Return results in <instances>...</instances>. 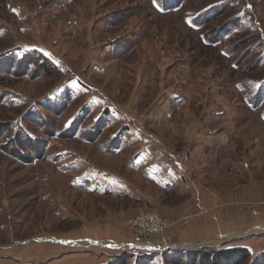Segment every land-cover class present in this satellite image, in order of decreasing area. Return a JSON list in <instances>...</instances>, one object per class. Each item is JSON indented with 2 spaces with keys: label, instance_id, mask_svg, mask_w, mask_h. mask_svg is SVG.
Here are the masks:
<instances>
[{
  "label": "rangeland",
  "instance_id": "1",
  "mask_svg": "<svg viewBox=\"0 0 264 264\" xmlns=\"http://www.w3.org/2000/svg\"><path fill=\"white\" fill-rule=\"evenodd\" d=\"M32 47L44 60L27 66ZM87 174L95 193L76 186ZM254 183L264 190V0H0V246L144 264L114 256L140 243L126 218L151 211L172 248L150 264L184 263L212 249L179 243L202 238L190 186L236 208ZM253 229L219 247L255 246Z\"/></svg>",
  "mask_w": 264,
  "mask_h": 264
},
{
  "label": "crops",
  "instance_id": "2",
  "mask_svg": "<svg viewBox=\"0 0 264 264\" xmlns=\"http://www.w3.org/2000/svg\"><path fill=\"white\" fill-rule=\"evenodd\" d=\"M151 167L157 169L154 165H152ZM158 169L160 168L158 167ZM159 176V178H163L161 174H159ZM179 181H182V179L179 178ZM225 191L226 190H218V188L211 186L207 195L206 193L202 192L199 187H196L194 189L193 186H190V192L194 196V207H196V211L201 210V213L198 212L194 215V217L192 216V223H190V228L197 237H202L201 240L204 241L199 242L201 240L194 241L195 239H189L179 241V243H186L193 247H196V245H201L200 243H204L206 245H210L212 248H219V245L223 243L221 242V240H226L229 237L231 238V236H238V234L234 232L239 233L241 231H244L243 229L247 227L248 221H250V223L255 226V229L252 230L253 233H264V211L262 207L264 203L262 198V195L264 193L263 185L254 183L252 185L250 184L249 188L248 186H244L243 188L239 189V191H236V194L240 199L239 202L236 203V208H228L226 204L224 205V203L221 204V202H219V200L226 199L223 193L228 192ZM213 193H216L215 196L213 195ZM204 194L205 197L208 198L207 200L209 203V206L208 208H206V210L203 207ZM228 199H233V194ZM248 200L250 201V203H247ZM246 206H249V209H247ZM224 207L227 208L225 209ZM58 243L66 244V241L58 240ZM25 244H27V242ZM254 244L255 246L245 245L243 247H255V249L253 248L255 252H264L263 238L256 239ZM8 247L10 246H0V252H2L0 255V264H48L52 259L60 258L65 253V251H62L59 247H56L51 248L48 253H46L47 256L39 257V255L36 254V248H23V250L18 251L14 247ZM27 261L29 263H25Z\"/></svg>",
  "mask_w": 264,
  "mask_h": 264
},
{
  "label": "trees",
  "instance_id": "3",
  "mask_svg": "<svg viewBox=\"0 0 264 264\" xmlns=\"http://www.w3.org/2000/svg\"><path fill=\"white\" fill-rule=\"evenodd\" d=\"M228 26L231 27L229 24H228ZM30 49L31 50L27 51V53L25 54L26 56L24 58L25 60L27 58H30V59H27L28 60L27 66L34 64L36 62V60H44L40 57H39V59H37L36 58L37 56L32 54L35 49L33 47ZM14 60H15V57H14ZM18 60H20V59H18ZM36 68L38 69V68H43V67H36ZM64 167L66 168V165ZM151 169L153 170V167H151V165H150L149 172L151 171ZM91 180H92V177H90L89 174H87V176H80L79 178H77L75 183L77 184L76 186L79 187L80 190H85V192H88V190H89L90 193H95V191L98 190L97 185L93 189L92 188H86V189L84 188V185L87 184L88 181H91ZM99 184L101 187H104L102 190V193L100 195H107V193H109V192L111 195H113V194L116 196L120 195L119 193H114V192L111 193V191L109 190L110 184L104 183V181H101ZM171 251H173V250H171ZM137 254L136 255H130V253L129 254L126 253V254L114 256V258H116V260H119L120 262H122V261L128 260V259L132 258L133 256H135L136 260L138 258H142L144 264H150L155 260V257L153 259H150L151 256H153L155 254L144 253V252H141V254H139V255H137ZM250 256H251V252H250L249 248H246L243 246H236V247L223 246V247H219V248L218 247L212 248V249H210V251H207L204 254L199 252V253H197V255L195 254L194 257H192L190 261L187 260V261H184V263H183L182 259H180V257H179L178 260H180V261H176L174 264H239V263H245L247 261V259L250 258ZM252 260L253 261H251L250 264H264V252L258 253ZM112 264H115V263L113 262Z\"/></svg>",
  "mask_w": 264,
  "mask_h": 264
},
{
  "label": "built area",
  "instance_id": "4",
  "mask_svg": "<svg viewBox=\"0 0 264 264\" xmlns=\"http://www.w3.org/2000/svg\"><path fill=\"white\" fill-rule=\"evenodd\" d=\"M124 224L131 236L140 241V243H134L128 248L127 251L130 254L147 253L156 249L162 252V250L166 251L172 248V245L164 237V233L170 224L167 219L158 214L151 211L138 213L127 217ZM152 237L159 239L158 244L150 241Z\"/></svg>",
  "mask_w": 264,
  "mask_h": 264
},
{
  "label": "water",
  "instance_id": "5",
  "mask_svg": "<svg viewBox=\"0 0 264 264\" xmlns=\"http://www.w3.org/2000/svg\"><path fill=\"white\" fill-rule=\"evenodd\" d=\"M44 241H50V242H53V243H57L58 242V240L57 239H55V238H52V239H50V238H47L46 240H44ZM24 244V243H23Z\"/></svg>",
  "mask_w": 264,
  "mask_h": 264
},
{
  "label": "snow or ice",
  "instance_id": "6",
  "mask_svg": "<svg viewBox=\"0 0 264 264\" xmlns=\"http://www.w3.org/2000/svg\"><path fill=\"white\" fill-rule=\"evenodd\" d=\"M154 5L156 4V0H153Z\"/></svg>",
  "mask_w": 264,
  "mask_h": 264
},
{
  "label": "bare ground",
  "instance_id": "7",
  "mask_svg": "<svg viewBox=\"0 0 264 264\" xmlns=\"http://www.w3.org/2000/svg\"><path fill=\"white\" fill-rule=\"evenodd\" d=\"M134 247H136V245H133Z\"/></svg>",
  "mask_w": 264,
  "mask_h": 264
}]
</instances>
